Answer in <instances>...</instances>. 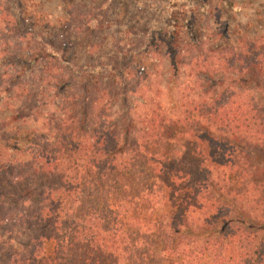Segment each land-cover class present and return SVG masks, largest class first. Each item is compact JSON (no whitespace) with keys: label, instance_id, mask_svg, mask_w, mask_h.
<instances>
[{"label":"trees","instance_id":"trees-1","mask_svg":"<svg viewBox=\"0 0 264 264\" xmlns=\"http://www.w3.org/2000/svg\"><path fill=\"white\" fill-rule=\"evenodd\" d=\"M235 1L130 0L108 62L77 64L60 40L31 48L22 0H0L21 43L1 50L0 111L39 124L0 142V264H264V39L206 24ZM142 28L169 62L156 89L128 63Z\"/></svg>","mask_w":264,"mask_h":264},{"label":"rangeland","instance_id":"rangeland-1","mask_svg":"<svg viewBox=\"0 0 264 264\" xmlns=\"http://www.w3.org/2000/svg\"><path fill=\"white\" fill-rule=\"evenodd\" d=\"M6 2L7 4L11 3L10 0H6ZM129 2L130 0H111V3L109 0H22L20 12L26 20V27L34 32L32 39L28 38L31 48L40 46L43 42L59 47L58 41L60 40L62 44L69 46V58L73 59L72 56H75L77 64H81L84 60L93 61L95 59L94 61H99L100 58H104L105 62H108L110 53L114 51L115 42L119 39L121 31L119 25L123 16H127L125 8L130 4ZM91 12L102 16L100 26L94 30H83L81 34L74 32L72 27L78 23L79 16ZM148 13H144L143 10L140 14L142 17L139 21L140 25L152 19ZM213 20L214 24L212 22L206 23L211 28L210 32L215 31L216 27L218 31L225 34L233 42L253 38L264 39V0H236L233 10L219 11ZM145 30L146 28H142L134 31L136 37L133 44L144 43L146 47L140 54L134 55L133 60L128 61V63L132 64L138 73L145 74L143 77L146 79L145 82L148 81V83L153 84V88L156 89L159 85L161 86L169 74V62L164 53L165 48L162 42L156 39L154 35H151L150 41L147 42V31ZM20 44L13 36L0 32V55L1 50L5 47L10 50L13 48L12 45L18 46ZM87 47L91 48L90 53H94V56L88 55ZM20 55L24 56L23 61L17 58L14 60L15 64H19L18 68L22 69L27 67L28 63L25 60V53ZM1 70L2 65L0 66V74ZM81 82L84 81L81 79L79 83L81 84ZM47 107L49 106L47 105ZM21 108V104L15 103L14 108H4L0 111L1 143L7 142L6 140L9 138L11 140L7 143L12 145L15 142L13 139L16 137H21L25 132L38 128L39 124L34 123L32 119L25 118L23 122L17 119L20 115L28 113V109H24L16 114V109ZM5 118L12 121L8 127L2 125ZM16 144L18 151L12 155L18 159H25L26 157L22 155V148L27 143L16 142ZM23 240L22 237L17 239L14 246H19ZM4 250L7 251L6 248ZM45 251L46 253L51 251L50 244L46 245Z\"/></svg>","mask_w":264,"mask_h":264}]
</instances>
